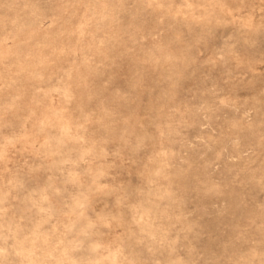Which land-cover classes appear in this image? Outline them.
<instances>
[{"label": "rangeland", "instance_id": "obj_1", "mask_svg": "<svg viewBox=\"0 0 264 264\" xmlns=\"http://www.w3.org/2000/svg\"><path fill=\"white\" fill-rule=\"evenodd\" d=\"M0 264H264V0H0Z\"/></svg>", "mask_w": 264, "mask_h": 264}]
</instances>
